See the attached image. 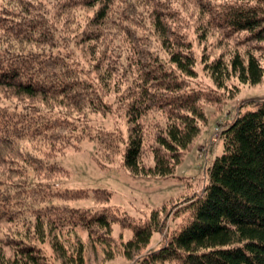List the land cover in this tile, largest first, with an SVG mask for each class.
<instances>
[{
  "label": "trees",
  "instance_id": "obj_1",
  "mask_svg": "<svg viewBox=\"0 0 264 264\" xmlns=\"http://www.w3.org/2000/svg\"><path fill=\"white\" fill-rule=\"evenodd\" d=\"M167 1L2 0L0 88L16 100L0 106V146L13 150L19 140L30 139L64 150L86 135L78 133V118L119 113L129 125L128 136L118 130L89 135L95 158L103 162L104 156L109 163L120 155L135 176H173L207 121L204 106L220 101L196 83L198 64L217 89L233 80L264 81V0H186L203 19L190 27L181 9ZM93 6L87 30L76 40L100 42L95 76L67 51L70 41L56 24L60 15ZM143 15L149 26L140 23ZM212 35L216 38L207 44ZM201 42L208 51L199 55L195 47ZM215 48L218 54H212ZM221 138L223 151L203 190L186 200L178 228L166 233L157 250L140 256V264H264V100L255 109H240ZM44 152L26 157L20 179L0 178V222H24L41 244L49 238L61 264H85L86 247L78 239L69 249L56 231H85L111 259L114 224L132 230L121 244L128 257L166 229L160 208L136 223L107 206H71L87 197L108 203L111 192L60 190L57 179L66 171ZM4 246L12 254L6 261L0 249L1 264H54L38 243L10 237Z\"/></svg>",
  "mask_w": 264,
  "mask_h": 264
},
{
  "label": "rangeland",
  "instance_id": "obj_2",
  "mask_svg": "<svg viewBox=\"0 0 264 264\" xmlns=\"http://www.w3.org/2000/svg\"><path fill=\"white\" fill-rule=\"evenodd\" d=\"M187 1L168 0L167 2H174L173 5L178 11L181 9L180 16L183 18V23L190 27V25H197L198 22H202L203 19L194 6L186 4ZM0 3H2V0H0ZM96 9L97 7L93 6L80 9L68 15H60L56 18V24L65 33L67 41L71 42H69L71 48L67 51H72L73 57L79 66L93 71L91 73L94 76L99 74V71H96L94 66L99 57L98 51H100L95 49V47L100 42H97V44L94 41L79 43L76 38L83 30H87L89 20ZM143 16L145 21L141 19L140 23L149 26L145 15ZM147 33L150 35V31ZM115 37L118 38V35L116 34ZM115 37L114 39L116 40ZM215 38V35L207 37V44ZM204 44L202 42L196 43L195 51L197 54L200 55L202 51H208V48L203 50L206 46ZM211 51H214L212 54H218L220 49L215 48ZM197 68L199 75L196 83L203 85L205 88H210L212 92L218 95L220 101L216 104L212 103L204 106L207 121L201 126L199 136L185 153L184 161L177 167L171 177L135 176L123 166L120 155L109 163L107 161L108 158L104 156L102 157L103 162L95 158L97 154L96 144L89 139V135L97 134L100 130H118L128 136L129 125L119 113L103 114L101 112H90L86 117L78 118L76 121L79 127L78 133L86 135L80 141L73 142L74 146L64 150H62L60 145L55 144L53 148L45 147L46 145H43L42 142L30 139L19 140L13 150L0 146V178L2 179L10 178L13 181L20 179L26 157L29 154L44 157L43 154L46 151L47 155L51 156L48 161L66 171L61 173L63 175L57 179L60 190L83 189L93 192L96 189H102L111 192L108 203H97L92 197H87L71 202V206L82 209H98L107 206L115 209L120 216L126 214L131 221L136 223L148 219L151 211L155 208L163 210L161 218L166 222V229L164 232H155L146 249L132 257L123 254L121 247L122 243L131 239L132 230L123 229L119 224L113 225V242L111 246L113 247L114 256L111 259L106 257L104 245H101L96 240L93 241L92 238L87 239L85 231H79L80 233L76 231L78 234L73 231L62 233L56 231V235H59V240L64 242L69 249L75 247L78 239L85 242V264H140L137 262L140 256L157 250L165 241L166 233L170 234L181 223L183 218L181 210L186 205V200L193 195L199 194L207 183V172L216 157L223 151L222 131L231 124L240 109H255L257 104L264 100V81L250 85L240 84L237 80H233L226 89H217L209 74L201 70L202 65L200 63ZM15 100L11 93L9 94L5 89L0 88V106L15 104ZM58 150H61V152L54 153V151ZM145 161L146 163H151L148 153ZM30 174L35 177L32 173ZM58 175L56 176L58 177ZM38 176L37 178L40 179V173ZM26 225L24 222H0V249L4 259L7 261L9 255L12 254V250L4 246V243L10 237H20L42 246L48 262L61 264V260L51 249L48 241L50 239H45L41 244L38 242L33 230H27L28 227Z\"/></svg>",
  "mask_w": 264,
  "mask_h": 264
}]
</instances>
